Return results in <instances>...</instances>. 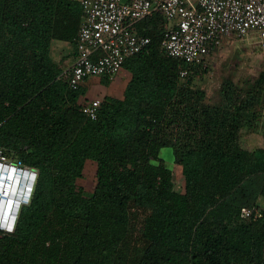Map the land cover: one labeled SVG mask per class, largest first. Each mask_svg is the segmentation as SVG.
Here are the masks:
<instances>
[{
	"label": "trees",
	"instance_id": "trees-1",
	"mask_svg": "<svg viewBox=\"0 0 264 264\" xmlns=\"http://www.w3.org/2000/svg\"><path fill=\"white\" fill-rule=\"evenodd\" d=\"M81 21L69 0H0V146L39 172L14 231L0 230V264H264V150L240 145L256 93L244 99L227 82L223 104L208 105L194 86L207 68L164 54L155 14L139 25L151 43L126 60L122 97L105 96L93 120L85 86L73 90L71 67L52 55L54 42L76 48Z\"/></svg>",
	"mask_w": 264,
	"mask_h": 264
},
{
	"label": "built area",
	"instance_id": "built-area-1",
	"mask_svg": "<svg viewBox=\"0 0 264 264\" xmlns=\"http://www.w3.org/2000/svg\"><path fill=\"white\" fill-rule=\"evenodd\" d=\"M69 1L78 3L82 9V21L75 38L76 56L69 78L73 90L91 77H114L128 58L147 51L151 38L141 34L139 25L155 14L167 23L161 40L164 54L187 66L207 68L210 57L226 38L234 35L257 39L264 49V0ZM190 73L189 67L181 69L182 80ZM102 103L100 98L83 100L81 110L96 120ZM38 175V170L10 158L0 146V191L8 195L13 190L19 198L8 199L5 210L9 208L13 212L16 208L15 220L6 226L0 224V230L14 231L22 206L31 202ZM241 215L249 219L254 212L245 208ZM257 217H261L260 212L255 214Z\"/></svg>",
	"mask_w": 264,
	"mask_h": 264
},
{
	"label": "rangeland",
	"instance_id": "rangeland-1",
	"mask_svg": "<svg viewBox=\"0 0 264 264\" xmlns=\"http://www.w3.org/2000/svg\"><path fill=\"white\" fill-rule=\"evenodd\" d=\"M75 47L71 44L54 42L52 55L61 59L62 67L67 69L72 66ZM112 80L105 82L101 77H91L83 85L86 88V96L82 99H104L111 94L122 97L123 90L129 78L127 70L121 72ZM264 49L261 48L257 39L240 38L231 36L226 39L209 59L207 71L194 78L195 88L202 89L206 93V103L210 106H220L224 102L226 83L235 94H244V99H249L250 93H256L258 103L247 113L245 123L240 131V145L244 150L253 152L264 150ZM240 94V95H241ZM166 165L173 169L175 189L185 191V177L180 166L173 160V150L166 147L161 152ZM97 165L88 161L85 167L83 183L86 191L91 192L96 184ZM259 206L264 208V197L259 200ZM141 227V225H138ZM138 230V228H137Z\"/></svg>",
	"mask_w": 264,
	"mask_h": 264
},
{
	"label": "bare ground",
	"instance_id": "bare-ground-1",
	"mask_svg": "<svg viewBox=\"0 0 264 264\" xmlns=\"http://www.w3.org/2000/svg\"><path fill=\"white\" fill-rule=\"evenodd\" d=\"M14 197L16 198V200H19V198H17V195L14 194L13 190H10L8 195H6L5 192H1L0 191V224L2 226H6L8 224H13L14 223L15 214H16V211H17L16 208H15V210L13 212H11L9 210V208L7 209V211L5 210L6 207L8 206V199H13ZM5 199H7V201H4ZM11 201L13 202V200H11ZM17 204H19V203H17ZM10 205H9V207H10ZM5 211H6V214H5Z\"/></svg>",
	"mask_w": 264,
	"mask_h": 264
},
{
	"label": "crops",
	"instance_id": "crops-1",
	"mask_svg": "<svg viewBox=\"0 0 264 264\" xmlns=\"http://www.w3.org/2000/svg\"><path fill=\"white\" fill-rule=\"evenodd\" d=\"M226 39H228V38H226ZM226 39H225V40H226ZM225 40H224V41H225ZM61 43H63V44H69V43H65V42H61ZM223 43H224V42H223ZM75 56H76V48H75V51H74V57H73V59H72V65L74 64ZM55 59L58 60V61L61 60V59L59 60L58 58H55ZM71 67H72V66H71Z\"/></svg>",
	"mask_w": 264,
	"mask_h": 264
}]
</instances>
